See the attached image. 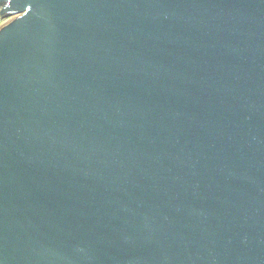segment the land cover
<instances>
[{"label": "water", "instance_id": "obj_1", "mask_svg": "<svg viewBox=\"0 0 264 264\" xmlns=\"http://www.w3.org/2000/svg\"><path fill=\"white\" fill-rule=\"evenodd\" d=\"M2 2V264H264V0Z\"/></svg>", "mask_w": 264, "mask_h": 264}, {"label": "built area", "instance_id": "obj_2", "mask_svg": "<svg viewBox=\"0 0 264 264\" xmlns=\"http://www.w3.org/2000/svg\"><path fill=\"white\" fill-rule=\"evenodd\" d=\"M15 18V16H2L0 17V26L8 22L9 20Z\"/></svg>", "mask_w": 264, "mask_h": 264}, {"label": "trees", "instance_id": "obj_3", "mask_svg": "<svg viewBox=\"0 0 264 264\" xmlns=\"http://www.w3.org/2000/svg\"><path fill=\"white\" fill-rule=\"evenodd\" d=\"M6 4H7V2H2V3H0V10H1V8L4 7Z\"/></svg>", "mask_w": 264, "mask_h": 264}, {"label": "snow or ice", "instance_id": "obj_4", "mask_svg": "<svg viewBox=\"0 0 264 264\" xmlns=\"http://www.w3.org/2000/svg\"><path fill=\"white\" fill-rule=\"evenodd\" d=\"M0 264H2V261H0Z\"/></svg>", "mask_w": 264, "mask_h": 264}]
</instances>
